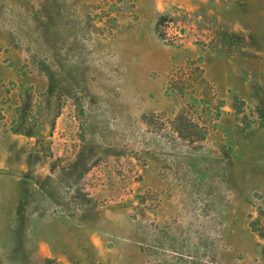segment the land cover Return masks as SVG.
<instances>
[{"label":"rangeland","instance_id":"obj_1","mask_svg":"<svg viewBox=\"0 0 264 264\" xmlns=\"http://www.w3.org/2000/svg\"><path fill=\"white\" fill-rule=\"evenodd\" d=\"M0 111V264H264V0H0Z\"/></svg>","mask_w":264,"mask_h":264},{"label":"trees","instance_id":"obj_2","mask_svg":"<svg viewBox=\"0 0 264 264\" xmlns=\"http://www.w3.org/2000/svg\"><path fill=\"white\" fill-rule=\"evenodd\" d=\"M167 19H168L167 16H162L159 19V21L157 23V29H158V32L159 33H161V31H160L161 30V27L164 26V23L167 21ZM161 37L163 39H165L163 35H161ZM187 69H189V73L183 75L182 78H178L177 74H175V75L173 74L171 76V78H170V80L168 82V89L170 91L173 90L174 92H177L178 94H181L182 95V94L186 93L188 90H190L193 87L194 80H195L194 79V75L192 73L191 68H187ZM0 113H1V111H0ZM13 132L14 133H19V134L26 135L24 132H22L20 130H17V129H14ZM28 135L32 136L33 134H28ZM198 139L204 140L205 138L204 137L203 138L202 137L201 138L199 137ZM260 235H261V237H264V234L263 233L260 234Z\"/></svg>","mask_w":264,"mask_h":264}]
</instances>
